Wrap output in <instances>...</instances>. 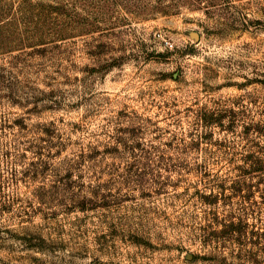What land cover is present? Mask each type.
Here are the masks:
<instances>
[{"label":"rangeland","instance_id":"374dc122","mask_svg":"<svg viewBox=\"0 0 264 264\" xmlns=\"http://www.w3.org/2000/svg\"><path fill=\"white\" fill-rule=\"evenodd\" d=\"M0 264H264V0H0Z\"/></svg>","mask_w":264,"mask_h":264}]
</instances>
